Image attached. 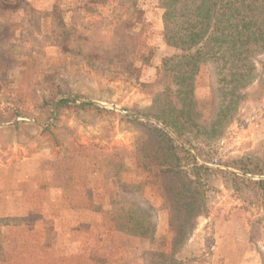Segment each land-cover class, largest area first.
I'll list each match as a JSON object with an SVG mask.
<instances>
[{"label": "rangeland", "instance_id": "1", "mask_svg": "<svg viewBox=\"0 0 264 264\" xmlns=\"http://www.w3.org/2000/svg\"><path fill=\"white\" fill-rule=\"evenodd\" d=\"M158 1L146 4L155 11ZM90 4L0 0V264H162L173 226L181 223L180 185L160 172L163 151L148 129L157 123L153 116L167 110L166 97L159 87L140 86L174 52L152 25L142 34L153 48L151 68L140 78L90 68L61 50L63 33L54 15L66 25L68 48L83 53L110 45L114 29L129 16L119 2ZM256 68L264 72V56ZM211 72L200 67L194 84L207 127L219 109ZM58 88L65 97L114 113L91 117L64 110L50 118L48 97ZM240 108L239 118L202 155L210 161L199 163L224 170L230 160L250 158L264 168V100ZM118 150L149 155L127 157L116 170ZM204 182L206 212L176 258L182 264H264V188L236 192L219 178ZM140 195L155 228L147 237L128 234L111 212L118 210L112 205L117 199L139 202Z\"/></svg>", "mask_w": 264, "mask_h": 264}, {"label": "trees", "instance_id": "2", "mask_svg": "<svg viewBox=\"0 0 264 264\" xmlns=\"http://www.w3.org/2000/svg\"><path fill=\"white\" fill-rule=\"evenodd\" d=\"M118 2L127 7L129 16L114 29L110 45L85 53L68 48V30L56 14L63 33L59 45L64 53L82 57L90 68L95 65L100 71L122 72L137 78L151 68L153 48L149 36L142 38L145 30L150 31L155 25L152 33L173 50L172 55L163 57L159 66H155L151 82L140 86L161 88L168 104L167 110L153 116L158 125L151 124L148 129L156 134L157 148L163 151L160 172L179 183L182 198L181 223L173 226L171 249L161 254V263L182 264L175 254L186 244L185 238L195 228L196 219L206 212L202 182L207 177L221 179L236 192L264 188V180L244 176L264 175L263 165L258 161L230 160L224 170L197 161H210L202 155H208L212 143L239 118L243 104L264 100V72L259 73L256 68V59L264 56V0H159L155 11L150 10L147 0H90V5ZM202 66L212 71V92L216 90L219 94V109L209 127L202 124L194 98L195 78ZM48 98L50 118L58 117L64 110L83 112L91 117L114 113L91 101L78 102V96L65 97L59 88ZM1 123L4 119L0 113ZM116 155L117 162L114 161L113 166L119 170L125 158L135 155L147 158L149 154L146 150L139 154L118 150ZM124 198L112 203L118 209L111 212L120 227L135 237L152 235L155 228L150 222L149 203L142 200V196L139 202L126 199L122 203Z\"/></svg>", "mask_w": 264, "mask_h": 264}]
</instances>
